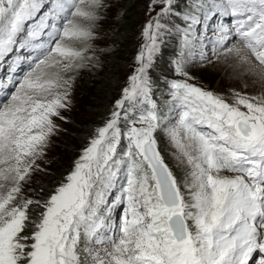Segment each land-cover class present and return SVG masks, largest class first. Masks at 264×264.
<instances>
[{
	"label": "snow or ice",
	"instance_id": "1",
	"mask_svg": "<svg viewBox=\"0 0 264 264\" xmlns=\"http://www.w3.org/2000/svg\"><path fill=\"white\" fill-rule=\"evenodd\" d=\"M116 6L0 0V264H264V0H149L119 96L63 181L25 194ZM213 64L244 91L192 82Z\"/></svg>",
	"mask_w": 264,
	"mask_h": 264
},
{
	"label": "rangeland",
	"instance_id": "2",
	"mask_svg": "<svg viewBox=\"0 0 264 264\" xmlns=\"http://www.w3.org/2000/svg\"><path fill=\"white\" fill-rule=\"evenodd\" d=\"M134 1L136 7L133 8L137 12L138 22L136 25L135 22L131 24V28L135 26L132 33L125 35L121 33L123 30L121 23L124 22L125 18L127 19L125 12L126 0H114L117 6L111 17L102 27L96 29L99 39L94 42V50L98 59L90 61L88 66L81 69L77 74L71 95V105L67 110L61 112V115L67 118V122L55 119V123L60 126L61 130L51 137L46 155L37 161L40 168L32 174L28 183L24 185L25 192L29 193V190L40 192L39 178H34V175L41 170H48L51 164H53L52 167L55 166L56 172H50V176H46L48 178L47 189L40 194L41 198H46L48 190L63 181L66 173L72 169L81 148L85 146L87 137L92 134L94 127L101 121L106 111L111 108L112 102L119 96L120 89L125 84L126 77L134 64L133 58L140 42L139 33L143 24L149 18V0ZM120 36L121 40L118 42ZM76 46L80 45L76 43ZM112 53L114 54L112 63H116V67L108 65ZM89 55H91V52ZM175 56L176 54L172 52L171 59ZM161 66L162 62L158 65L156 75L161 73L172 74L169 61L167 65L169 71L161 68ZM20 70L26 72L28 67L20 66ZM102 71L104 74L100 75ZM192 71L195 76V80L192 82L207 90L227 93L228 89L235 88L233 84H236L240 85V88L235 89L244 91L242 82L229 80V70L222 64H213ZM247 91L256 93L261 90L259 88H249ZM70 122L76 124L71 123L69 126ZM169 162L171 163V161ZM59 168H61L60 172L58 171Z\"/></svg>",
	"mask_w": 264,
	"mask_h": 264
},
{
	"label": "trees",
	"instance_id": "3",
	"mask_svg": "<svg viewBox=\"0 0 264 264\" xmlns=\"http://www.w3.org/2000/svg\"><path fill=\"white\" fill-rule=\"evenodd\" d=\"M133 7H136L135 6V1L134 0H126L125 12H126L127 19L125 18L124 22L121 23L122 24V28H123V30L121 31L122 35H125V34H128V33H132L135 30V26L133 28L130 27L131 24H133L134 22H135V25L138 22L137 12H136L135 8H133ZM120 40H121V36H120L118 42ZM179 42H180V38L175 33H173L168 38L167 43H166V45L164 47V50H163V55L159 59V62H158V65L160 64V62H162L161 68L167 69L168 71L170 70L168 68V66H167L168 65V61L170 63L171 53L172 52H174L175 54L178 52V50H179ZM113 53L110 56V60H109L110 62H108V65H110V67H116L117 66L116 63H114V64L112 63V59H113V56H114ZM110 67H109V71H110ZM104 72H105V70H104ZM104 72L102 71L100 75H103ZM106 79L109 80V78H107V77H106ZM91 107H97V106H91ZM71 123L72 122H70L69 126L71 125ZM72 124H76V123H72ZM59 156H58V159H59ZM52 165L53 164H51L50 167H48V170H41L38 174L34 175V178H39L38 181L40 183V189H41V187H43L45 190L47 189L48 178H46V176H50L49 175V174H51L50 172H52V173L56 172L55 166L52 167ZM68 166H69V164H68ZM68 166H67V168H68ZM58 171L60 172L61 168H59ZM58 178H59V176H58ZM25 194L28 195L29 193L25 192ZM31 194H32L33 198H35V196H40V194H42V193L41 192H31Z\"/></svg>",
	"mask_w": 264,
	"mask_h": 264
},
{
	"label": "bare ground",
	"instance_id": "4",
	"mask_svg": "<svg viewBox=\"0 0 264 264\" xmlns=\"http://www.w3.org/2000/svg\"><path fill=\"white\" fill-rule=\"evenodd\" d=\"M235 88H240V85L233 84ZM232 86V85H231ZM251 90V89H250Z\"/></svg>",
	"mask_w": 264,
	"mask_h": 264
}]
</instances>
